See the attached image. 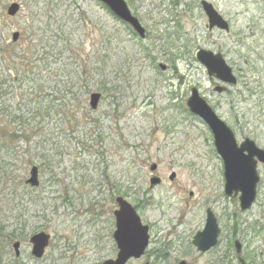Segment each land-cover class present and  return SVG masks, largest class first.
Returning a JSON list of instances; mask_svg holds the SVG:
<instances>
[{"label": "rangeland", "instance_id": "1", "mask_svg": "<svg viewBox=\"0 0 264 264\" xmlns=\"http://www.w3.org/2000/svg\"><path fill=\"white\" fill-rule=\"evenodd\" d=\"M30 1L0 0L3 45L11 43L13 32L18 33L13 44H26ZM201 1L211 4L226 21L227 31L207 27ZM125 2L148 36L144 41L134 36L132 41L121 31L122 43H111L112 62L106 64L105 73L112 91L101 95L91 114L95 121L91 138L100 136L104 143H90L89 151H84L76 144L78 133L62 126L51 128L52 140L46 146L50 163L44 175L39 173V187L33 190L41 193V201L33 208L35 212L30 211L33 217H21L22 222L12 225H24L27 235L17 240V257L11 244L15 239L0 234V264H102L114 260L112 213L118 196L134 207L149 228L144 255L126 264H239L233 249L235 239L242 245L245 264H264V166L257 168L256 201L250 210L241 212L237 197L224 195L223 164L210 131L185 106L190 89H197L238 143L248 138L264 150V0ZM11 3L20 6L14 17L6 14ZM63 7L74 13L70 22H75L71 24L76 28L73 38L82 45L86 57L81 62L89 69L90 57L104 45L99 27H104L110 39L119 27L112 20L101 19L102 11L94 0H68ZM239 13L243 18L237 17ZM117 46L135 60L126 74V68L119 73L122 53ZM199 49L219 53L236 85L209 79L195 59ZM159 64L166 66L165 71ZM216 86H224L226 92L215 93ZM93 92L97 91L86 97L87 107ZM72 157L76 165L87 169L81 180L86 185L68 186ZM153 164L155 173L149 169ZM153 176L161 183L149 188ZM89 179L95 184L87 182ZM207 208L215 215L221 233L217 246L200 254L191 240L203 229ZM39 232L50 236V244L43 258L35 260L28 239Z\"/></svg>", "mask_w": 264, "mask_h": 264}, {"label": "trees", "instance_id": "2", "mask_svg": "<svg viewBox=\"0 0 264 264\" xmlns=\"http://www.w3.org/2000/svg\"><path fill=\"white\" fill-rule=\"evenodd\" d=\"M66 2L68 0H31L28 38L23 45L6 42L3 45L0 17V234L5 233L11 241L27 237L24 225L19 228L12 225L22 222L21 217L26 220L33 217L29 213L41 201V193H33L35 189L26 186L25 179L33 165L44 175L50 163L46 146L52 140L51 128L62 126L72 134L78 133L76 144L84 151H89L90 143L100 146L104 143L100 136L98 140L91 138L95 121L86 97L91 91L110 94L112 89L108 87L105 72L106 64L112 62L111 43H122L121 31L134 40V34L97 3L102 11L101 19L107 23L112 20L119 29L110 39L104 27H99L104 45L90 57L91 68L88 69L86 63L81 62L86 57L81 53L82 45L73 38L75 22L72 26L70 22L74 13L63 7ZM79 21L77 18V24ZM116 49L122 53L119 73L126 68L123 72L126 74L134 57L126 54L123 47ZM76 162V158L70 159L73 166L72 176L67 175L71 179L70 188L73 184L86 185L85 181L81 184V180H85L83 173H87V169ZM87 182L95 184L94 180Z\"/></svg>", "mask_w": 264, "mask_h": 264}, {"label": "water", "instance_id": "3", "mask_svg": "<svg viewBox=\"0 0 264 264\" xmlns=\"http://www.w3.org/2000/svg\"><path fill=\"white\" fill-rule=\"evenodd\" d=\"M102 3L109 12L120 22L128 25L132 31L140 38L145 37V30L140 25L136 17L129 11L124 0H96ZM202 8L208 18L209 29L218 27L227 30V23L214 11L210 4L201 3ZM19 11L18 4H11L7 9V15L12 17ZM18 33H12L11 40L16 42ZM197 61L203 65L208 76L214 77L222 83L235 85L236 80L231 70L219 54H212L209 51L199 50L196 54ZM162 70L164 66H160ZM216 92L221 93L223 88H216ZM101 95L92 93L89 97V107L91 110L97 109ZM188 110L195 116L199 117L209 128L217 154L223 162L224 192L226 196H238L239 207L242 212L249 210L256 198V187L259 183L257 174V165H264V150L259 149L254 142L245 139L240 145H237L233 133L230 129L217 118L211 108L199 96L197 90L192 88L190 96L186 101ZM156 165L150 167L154 172ZM172 174L169 179L172 180ZM157 177L150 179V187L159 184ZM26 185L31 188L38 187V169L31 167ZM117 210L113 215L115 218V231L113 239L117 248L116 259L104 261L102 264H125L129 259H138L143 254L148 244V227L143 225L135 209L123 198H115ZM220 230L217 226L216 219L210 209L206 210V219L204 228L198 232L193 240L192 245L196 250L204 254L217 244ZM29 243L32 245L31 255L36 258H42L45 248L49 244V236L45 233L33 235ZM15 256L19 255V243L13 244ZM234 249L238 261L244 264L240 257L241 244L234 241ZM184 264V262L180 263Z\"/></svg>", "mask_w": 264, "mask_h": 264}, {"label": "bare ground", "instance_id": "4", "mask_svg": "<svg viewBox=\"0 0 264 264\" xmlns=\"http://www.w3.org/2000/svg\"><path fill=\"white\" fill-rule=\"evenodd\" d=\"M237 17L239 18H243V15H241L240 13L237 15Z\"/></svg>", "mask_w": 264, "mask_h": 264}]
</instances>
